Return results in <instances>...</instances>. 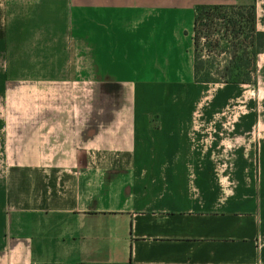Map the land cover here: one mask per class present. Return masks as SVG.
Returning <instances> with one entry per match:
<instances>
[{
    "label": "crops",
    "instance_id": "0c3cea01",
    "mask_svg": "<svg viewBox=\"0 0 264 264\" xmlns=\"http://www.w3.org/2000/svg\"><path fill=\"white\" fill-rule=\"evenodd\" d=\"M249 3L0 0V264H264V52L194 81L196 6Z\"/></svg>",
    "mask_w": 264,
    "mask_h": 264
},
{
    "label": "trees",
    "instance_id": "16d2710c",
    "mask_svg": "<svg viewBox=\"0 0 264 264\" xmlns=\"http://www.w3.org/2000/svg\"><path fill=\"white\" fill-rule=\"evenodd\" d=\"M255 3L198 4L195 8L194 81L257 83V56L264 52V31L257 29ZM224 60L211 59L212 53Z\"/></svg>",
    "mask_w": 264,
    "mask_h": 264
},
{
    "label": "rangeland",
    "instance_id": "374dc122",
    "mask_svg": "<svg viewBox=\"0 0 264 264\" xmlns=\"http://www.w3.org/2000/svg\"><path fill=\"white\" fill-rule=\"evenodd\" d=\"M33 24H35L33 22ZM105 31H103L102 33L99 32V34H97V38L99 40H106L105 37ZM134 37L132 34H130V39L132 40ZM133 50V49H131ZM149 50V48L146 49V53ZM133 57L137 58V60H133ZM226 57V55L223 53L221 55H216L214 52L211 54L210 58H216L217 60H224V58ZM152 57H150L148 55V53L146 54V56L141 55L139 58V53L136 55L131 54L129 60H127L128 62L126 63H121V64H110L107 62V57L106 56H100L99 58V62L97 63V65L100 67L101 69V74L103 75V77L106 76V74H110L113 76H119L122 79H130L133 77H137L136 75H142V72H146L149 71V73L151 75L156 74V71L150 67L153 66L154 62H152ZM148 68H150L149 70H147ZM119 81H122L119 79Z\"/></svg>",
    "mask_w": 264,
    "mask_h": 264
}]
</instances>
